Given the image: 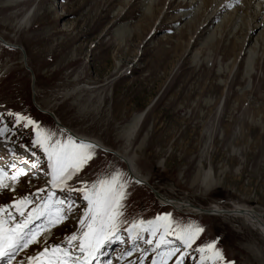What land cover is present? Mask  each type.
Segmentation results:
<instances>
[{
  "label": "rangeland",
  "instance_id": "374dc122",
  "mask_svg": "<svg viewBox=\"0 0 264 264\" xmlns=\"http://www.w3.org/2000/svg\"><path fill=\"white\" fill-rule=\"evenodd\" d=\"M173 1L0 0V129H6L0 135V154L5 153L0 165L9 178L24 173L19 182L5 179L11 187L0 190V207L25 197L35 201L45 194L47 199L51 188L47 156L34 145L35 128L18 123L19 114L51 133L53 141L73 138L72 132L134 156L152 189L132 179L124 161L99 148L69 181L73 189L90 188L122 174L128 197L117 237L123 233L131 239L129 230L132 235L141 230L133 224L169 215L173 234L188 225L204 231L191 248L170 234V246L181 250L168 264L181 256L182 264H200L196 249L214 242L224 257L218 264H258L248 251L254 240L249 229L216 215L179 213L161 205L155 189L196 206L235 202L264 213V22L256 17L260 27L248 32L254 13L242 1L241 11L231 8L205 27L207 14L223 0ZM150 3L154 17L146 22ZM261 7L255 8L258 13ZM186 13L192 15L186 19ZM27 14L30 20L23 24ZM146 108L141 127L127 143L124 126ZM15 142L32 146L33 158L17 157L10 148ZM205 171L212 178L205 180ZM51 192L54 199L74 202V211L41 240L66 247L67 238L81 232L87 201L79 191ZM141 232L131 244L122 237L124 244L112 240L106 245L108 251L117 247L114 264H153L168 251L169 246L155 248L162 229L155 237ZM43 246L34 244L21 256Z\"/></svg>",
  "mask_w": 264,
  "mask_h": 264
},
{
  "label": "snow or ice",
  "instance_id": "6c2138e0",
  "mask_svg": "<svg viewBox=\"0 0 264 264\" xmlns=\"http://www.w3.org/2000/svg\"><path fill=\"white\" fill-rule=\"evenodd\" d=\"M11 115V114H10ZM16 121L23 122L25 127L33 126L36 131L34 145L43 150L47 156L51 169V187L60 191H79L83 193V199L87 201V211L84 218L79 221L81 232L79 235L72 234L67 238L66 247L60 245H49L47 241H42L41 236L45 232H50L52 228L70 219V214L74 211L73 203L64 199H54L55 192H48L47 199L38 204L31 211L26 213L25 209L32 204V200L22 198L15 201L12 208H15L21 219L17 220L7 207H0V261L4 264H12L16 254L23 249H28L31 245L43 243V248L36 256L28 258L29 264H92V261L101 254L102 250L110 243L119 231L120 217L124 214L125 201L128 197V184L122 179V174L117 173L110 179L99 180L90 188L86 185L80 189H73L69 184L74 177L78 176L96 155V148L90 142H78L72 137L66 140H54L52 134L42 130L30 118L16 115ZM6 129H0L3 135ZM34 167L36 165H33ZM23 172L7 177L4 169H0V190L9 189L11 186L5 183V179L19 182V177ZM15 191V188H11ZM44 190H38L42 192ZM66 205V208H65ZM45 220L34 226L37 221ZM145 222L140 221L133 224V229H143L151 233L153 237L162 229L159 241L155 244L156 249L162 246H169L168 251L161 253L160 259L153 261V264H168L169 259L175 257L181 250L177 246H170L171 241L167 237L172 233V218L169 215L157 217L155 221H148V227H144ZM203 228L195 225H188L177 228L174 232V239L179 241L184 248H191ZM133 239H139V234L132 235ZM76 249H74V244ZM147 243L152 244V240ZM78 250L80 255H73V251ZM200 255V264H218L224 257L220 250L216 249L215 242L198 247L196 249ZM181 256L175 264H182Z\"/></svg>",
  "mask_w": 264,
  "mask_h": 264
},
{
  "label": "bare ground",
  "instance_id": "6f19581e",
  "mask_svg": "<svg viewBox=\"0 0 264 264\" xmlns=\"http://www.w3.org/2000/svg\"><path fill=\"white\" fill-rule=\"evenodd\" d=\"M157 1H159L158 3L160 4L162 0H157ZM176 1L177 0H174L173 4L176 3ZM213 1H217V0H213ZM242 1H245L247 3V5H246L247 6V10H250V11L252 10V13H254V18H251L250 22H248V23L246 22L247 26L249 27V28L247 27L248 28V32L252 30V33L253 32L256 33L257 29L260 26L255 25L256 22H254V19H256V17L258 18V17L261 16L262 17L261 20L264 22V0H223L221 2L217 1V2H215V5H213L215 7L212 10V13L210 15L207 14L208 15L207 17L205 16L206 17L205 22H207L206 23L207 25L205 24L206 25L205 27H208L214 20H218L221 17L222 13H224L225 11H227V10H229L231 8H235L236 11H241L240 6L242 5V3H240V2H242ZM155 3H156V0H155ZM246 3H244V4H246ZM256 3H258V4L256 5ZM197 4L198 3H196L193 6H196ZM149 6L150 7L147 10H148V13L151 14V15L147 14L148 16H147V18H145L146 22L152 21V18L154 17V16H152L153 15L152 14V9L153 8L151 7V3L149 4ZM193 6L190 5V7H187V9L188 8L191 9V8H193ZM259 6H262L261 7V13H258L259 11L256 10ZM258 10H260V8ZM191 15H192L191 13L189 15H188V13H186V14H183V17L187 16L186 17V19H187ZM180 19H181V17H180ZM29 20H30V15L27 14L25 19H24V23L23 22L22 23L25 24V22H27ZM142 24H140L139 26H141ZM251 24L253 26H251ZM145 26H147V25H145ZM250 26H251V28H250ZM119 39H120V37H119ZM10 46H13V47L15 46V48H16V45H14V44H10ZM24 56L21 57V61H22L23 64L28 63L26 54H24ZM45 111H47V110H45ZM143 120H144L143 113L136 114V116H134V118H132L131 121H129V123L124 126V129L122 131V137H123V139L126 140L127 143L130 142L131 139L136 135V133L138 132L139 128L141 127V124H142ZM64 128H65V131L67 130V132H68L69 129H67L66 127H64ZM73 138L76 141H78V142H81V141L82 142H90V143H92L94 145H98L99 149L109 150V152L113 155V157L116 160H118V159L122 160V161H124L127 164V173L132 179L137 180L139 182H142L145 185L146 184L150 185V183L148 181V178L146 176L142 175L139 172L137 166L135 165V163H134L135 160L133 161L134 156L129 157L127 152L121 153L120 151H114V150H112L110 148H107L102 142H100V141H98L96 139L87 138L85 136L77 135L76 133H74V137ZM143 144H144V142H142L140 148H142ZM4 155H5V153L0 154V158H3ZM10 158H13V156L11 155ZM1 168L6 170L5 167H1ZM210 176L212 178L211 173L207 171L204 174L205 180L209 179ZM210 181H208V182L210 183ZM209 183H208V185H209L208 187H210ZM212 185H213V183H212ZM166 189L170 190L172 188L171 187H167ZM205 189L208 190L207 187ZM155 190L157 192V196H158L157 198L161 201L160 203L162 205L169 204V206L173 207L179 213L194 214V215H198V214H200V215H216V216H220V217L224 218L225 221H236V222L238 221L241 224V226H243L245 229H247V230L249 229L251 231V234L254 237V240L252 241V243H250V246L248 247V251L251 252L253 258L255 259V261L258 264H264V217H263L264 213H263V211L261 209L257 208V206L256 207H252V206H249V205H246V204H241V203H235L234 202V203H229V204H226V205L213 203V204H210L207 207H202V206H196V205L192 204L191 202H189V200H177V199L170 198L168 196H165L164 194H161L160 190H157V189H155ZM218 209H222V210H218ZM15 213H16V210H15ZM144 227L145 228L148 227L147 222H145ZM45 238H48V236H45ZM37 253L35 255H33V256H36ZM0 264H4V261H0ZM26 264H29V261H27ZM92 264H93V262H92Z\"/></svg>",
  "mask_w": 264,
  "mask_h": 264
},
{
  "label": "water",
  "instance_id": "95a60500",
  "mask_svg": "<svg viewBox=\"0 0 264 264\" xmlns=\"http://www.w3.org/2000/svg\"><path fill=\"white\" fill-rule=\"evenodd\" d=\"M148 111H149V108H146L145 109V111L143 112V117H145L146 116V114L148 113ZM58 123V122H57ZM58 124H60V123H58ZM148 185V184H147ZM149 186V185H148ZM150 187V186H149ZM151 188V187H150ZM152 189V188H151Z\"/></svg>",
  "mask_w": 264,
  "mask_h": 264
}]
</instances>
